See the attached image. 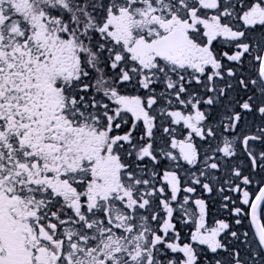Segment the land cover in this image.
Returning a JSON list of instances; mask_svg holds the SVG:
<instances>
[{
  "label": "snow or ice",
  "instance_id": "snow-or-ice-1",
  "mask_svg": "<svg viewBox=\"0 0 264 264\" xmlns=\"http://www.w3.org/2000/svg\"><path fill=\"white\" fill-rule=\"evenodd\" d=\"M0 264H264V0H0Z\"/></svg>",
  "mask_w": 264,
  "mask_h": 264
}]
</instances>
